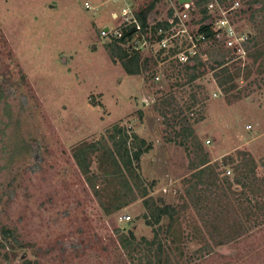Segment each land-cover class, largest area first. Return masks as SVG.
I'll return each mask as SVG.
<instances>
[{"label": "rangeland", "instance_id": "1", "mask_svg": "<svg viewBox=\"0 0 264 264\" xmlns=\"http://www.w3.org/2000/svg\"><path fill=\"white\" fill-rule=\"evenodd\" d=\"M244 1L247 11L235 17L236 25L253 38L249 53L263 55L256 63L249 55L241 65L228 53L230 72L240 67L251 74L236 78L237 88L226 95L209 67L193 83L180 80L181 65L170 60L155 61L147 71L161 76L160 83L147 73L127 75L111 58L113 43L100 36L103 26H114L109 0H0V242L7 243L0 246V264L155 262L156 251L141 240L154 238L144 199L106 215L73 155L85 142L112 145L116 128L152 146L137 169L142 187L157 204L162 199L180 210L183 261L160 233L170 264H264V216L246 217L244 210L264 204V0ZM187 126L212 162L248 153L262 191L255 196L236 187L235 165L220 167L231 171L220 179L232 183V212L240 209L248 230L203 256L195 236L198 211L185 194L196 156L192 139L183 144L180 130ZM92 173L101 174L96 159ZM4 229L13 235L6 237Z\"/></svg>", "mask_w": 264, "mask_h": 264}, {"label": "trees", "instance_id": "2", "mask_svg": "<svg viewBox=\"0 0 264 264\" xmlns=\"http://www.w3.org/2000/svg\"><path fill=\"white\" fill-rule=\"evenodd\" d=\"M250 2L257 3V0ZM154 6L152 4L145 10L141 18L142 23H146L147 18L153 14ZM246 11L247 9L244 13ZM252 40L253 38L251 36L250 41ZM111 45L113 46H111L109 51L112 60L116 62L115 60L119 59L125 73L129 76L146 74L156 63L150 59L142 61L138 56H128L124 48L117 43ZM227 55L228 52H224L222 48L214 46L212 51L209 52L208 63H204L201 59L197 58L192 64L182 65L181 70L177 74L178 76L182 74L180 80L185 77L188 83H193L204 74L205 67H209L215 71L214 76L218 87L226 95L231 94L237 88L235 79L242 77V75L243 77H248L251 71L244 67L243 71L247 70L245 74L238 67L235 72H230L225 67ZM248 55H252L256 63L263 55V52L259 49V51L250 54L248 51ZM256 69L257 71L260 70L259 67ZM173 73L168 77H172L174 75ZM147 78H153V73H147ZM180 132H182L185 139L183 144H186L187 139L190 138L192 139V146L195 147L193 152L196 156L192 163L194 171L187 180L188 185L185 194L186 198L195 205L198 211L197 214L201 224L197 226L195 236L203 242V247L199 250L202 253L201 256H203V253L209 254L215 251V248L228 245L238 240L248 230L247 225L241 218V215L243 216L244 214L240 212V209L236 213L232 212L233 205L230 195L237 193L232 191V183L225 182L223 184L221 182L220 175L224 172L220 170V167L228 164L235 165L236 177L234 178V182L236 187L240 186L242 190L250 188L253 192L252 194L259 196V193H262V191L258 187H255L254 181L256 180L257 164L246 152H238L236 157L233 155L224 156L220 163L219 161L212 162L201 145L195 141L197 138L194 137L190 126L183 127ZM116 133L117 135L110 136L112 145H109L106 141H100L95 143L85 142L75 147L73 155L79 169L91 183L106 215H112L126 208L138 197L144 199V206L148 212L145 214V223L147 226L153 228L154 238L151 241L146 238H142L141 240L145 241L149 249L156 251L154 256L155 262L150 261V264L151 262L152 264H170V259L166 255V246L161 240L160 233L165 235V239L171 246L175 245L178 248V254L180 255L178 259L183 261L185 252L179 247L184 240L183 232L180 228V210L165 203L162 199H160L162 203L157 204L149 196V190L142 187L143 181L137 172L143 155L152 146L147 145L145 139L136 134L132 137L127 136L121 128H116ZM115 136L118 137L116 138ZM129 139L132 140L131 144H129ZM94 159L98 163V169L101 171L100 175L92 173ZM99 184H101V187ZM226 184L228 187H226ZM153 186H151V190L154 189ZM244 210L246 217L256 215V213L260 212L264 216L263 203L256 202L253 209L244 208ZM233 218L237 219L232 220ZM165 221L167 223L163 224L162 222ZM177 222L178 232H176ZM3 233L6 237L13 235L8 229H4ZM129 235L132 239L131 243L134 244L136 237L133 231H129ZM0 246L6 247L7 243L0 242ZM23 264L39 263L24 260Z\"/></svg>", "mask_w": 264, "mask_h": 264}, {"label": "built area", "instance_id": "3", "mask_svg": "<svg viewBox=\"0 0 264 264\" xmlns=\"http://www.w3.org/2000/svg\"><path fill=\"white\" fill-rule=\"evenodd\" d=\"M109 1L115 5L110 14L114 26H103L100 36L121 45L128 56H138L142 61L170 60L182 66L197 58L208 63L209 52L218 46L229 53V59L241 65L249 58L251 35L240 32L235 22V17L245 15L244 0ZM152 4L153 14L142 23L143 13ZM85 8L93 7L87 2ZM152 80L163 81L156 73ZM226 174L231 175V171Z\"/></svg>", "mask_w": 264, "mask_h": 264}, {"label": "water", "instance_id": "4", "mask_svg": "<svg viewBox=\"0 0 264 264\" xmlns=\"http://www.w3.org/2000/svg\"><path fill=\"white\" fill-rule=\"evenodd\" d=\"M181 2H184L183 0H181Z\"/></svg>", "mask_w": 264, "mask_h": 264}]
</instances>
